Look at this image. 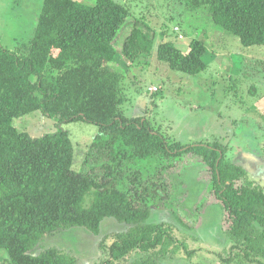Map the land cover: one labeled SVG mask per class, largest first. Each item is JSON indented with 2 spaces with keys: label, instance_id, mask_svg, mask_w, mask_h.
I'll return each mask as SVG.
<instances>
[{
  "label": "trees",
  "instance_id": "1",
  "mask_svg": "<svg viewBox=\"0 0 264 264\" xmlns=\"http://www.w3.org/2000/svg\"><path fill=\"white\" fill-rule=\"evenodd\" d=\"M179 2L189 14L184 18L203 10L241 44L264 45V0ZM140 21L118 0H42L26 51L0 43L1 264H77L73 255L54 247L33 250L45 235L63 228L84 227L97 235L107 217L124 230L114 234L109 258L101 264L129 253L137 254L130 264H158L178 244L171 223L150 221L151 202L157 192L170 197L164 172L192 154L209 167L214 194L228 213L230 246L224 262L264 264V193L246 183L235 186L245 172L224 159L222 144H182L143 116L124 115L120 84L125 67L116 56L135 61L151 53L154 37ZM121 29L126 34L118 51L115 38ZM207 53L203 39H191L182 50L163 37L155 57L171 69L196 74L207 66ZM35 110L59 123L97 125L78 171L72 168L74 149L66 130L33 137L13 125V118ZM154 157L162 164L152 173L132 165ZM171 211L179 225L193 228L178 208Z\"/></svg>",
  "mask_w": 264,
  "mask_h": 264
},
{
  "label": "rangeland",
  "instance_id": "2",
  "mask_svg": "<svg viewBox=\"0 0 264 264\" xmlns=\"http://www.w3.org/2000/svg\"><path fill=\"white\" fill-rule=\"evenodd\" d=\"M118 1L127 4L141 20L144 32L154 37L151 53L145 57L130 61L120 53L116 56V61L125 67L120 84L124 115L143 116L154 129L182 144L218 141L223 146L224 159L245 172L235 186L246 183L264 193V45L241 44L236 35L216 27L203 10L184 18L189 14L179 0ZM41 4L42 0H0V43L4 48L17 53L26 51ZM125 34L121 29L115 38L118 51ZM162 36L182 50L191 39H203L208 50L207 66L188 74L158 61L155 52ZM13 125L33 137L59 128L66 130L73 143L75 171L83 165L98 131L95 123H59L41 110L13 118ZM161 164L157 157L151 162L132 163L145 173L154 172ZM164 176L170 197L157 192L156 200L151 202L150 221L171 223L178 245L158 264H229L224 262L230 246L228 213L214 194L209 167L200 156L192 154ZM90 199L89 192L84 203L88 205ZM173 207L180 210L192 229L175 221ZM122 230L124 226L111 217L103 219L97 235L84 227L63 228L45 235L33 253L54 247L73 255L77 264H101L109 258L108 246L114 234ZM136 256L129 253L112 264H130Z\"/></svg>",
  "mask_w": 264,
  "mask_h": 264
},
{
  "label": "built area",
  "instance_id": "3",
  "mask_svg": "<svg viewBox=\"0 0 264 264\" xmlns=\"http://www.w3.org/2000/svg\"><path fill=\"white\" fill-rule=\"evenodd\" d=\"M181 37V35H179Z\"/></svg>",
  "mask_w": 264,
  "mask_h": 264
}]
</instances>
